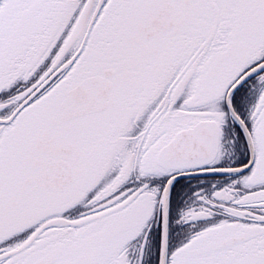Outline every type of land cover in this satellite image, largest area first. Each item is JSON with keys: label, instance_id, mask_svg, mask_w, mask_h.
I'll list each match as a JSON object with an SVG mask.
<instances>
[{"label": "flooded vegetation", "instance_id": "af4514ba", "mask_svg": "<svg viewBox=\"0 0 264 264\" xmlns=\"http://www.w3.org/2000/svg\"><path fill=\"white\" fill-rule=\"evenodd\" d=\"M20 1L0 0V39L9 35L0 41V258L44 229L27 248L0 259V264H35L49 254L47 264H151L158 227L149 158L152 142L167 135L173 140L208 120L200 117L208 114L197 110L201 102L197 92L192 93L194 88L204 86L209 98H215L260 64L264 0H227L236 8L226 3L214 10L213 0H153L143 8L144 18L132 22L130 0H97L93 12V0H38L35 24L45 17V6L54 22L66 10L65 29L79 27L82 38L74 47L78 34L73 31L67 36V49L56 54L62 37L51 42L48 29L44 34L38 24L34 34L45 38L35 42L38 48L32 53V60L41 58L33 70L38 72L35 80L24 76L21 48L28 15ZM138 2H133L134 10ZM119 29L124 31L118 39ZM106 33L114 39L108 58ZM97 46H103V52ZM181 58L188 59L180 62ZM93 77H107L112 83L108 106L66 116L64 101ZM243 84L231 98L236 110L245 105L249 92H264V71ZM260 103L264 104V93ZM172 114L196 118L192 126L174 132L180 118ZM201 162L166 168L193 171ZM200 202L210 207L209 202ZM192 213L175 224L193 229L177 232L182 246L169 254L168 264H210L205 256L210 249L200 237L211 232L212 227L203 228L216 213ZM172 235L173 228L171 242ZM224 242L214 249L222 250L218 247Z\"/></svg>", "mask_w": 264, "mask_h": 264}, {"label": "rangeland", "instance_id": "374dc122", "mask_svg": "<svg viewBox=\"0 0 264 264\" xmlns=\"http://www.w3.org/2000/svg\"><path fill=\"white\" fill-rule=\"evenodd\" d=\"M86 1V0H85ZM94 4L91 7L90 11H95L97 0H93ZM139 1L137 3V9L134 10L133 2ZM153 0H130L128 3L127 9L130 10V18L129 20L132 21H140L145 16V10L143 9L148 3H152ZM220 3H217L213 0V10L216 8L215 6L219 5V8H224V4L230 5L232 8H236L234 4H230L227 0H218ZM23 2V3H22ZM20 5L23 4L24 12L28 11V16L26 17V22L24 24L25 31L22 37L25 38L24 45L21 49L24 48L22 52V56L25 58V74L24 76L32 77V80H35V76L38 74L33 71L40 63L41 58L36 57V59L32 60V53L36 52L38 46L35 42L42 43L43 40L40 37L44 35H36L34 34L35 27L38 24L41 25L43 29V33H46V29L48 32L46 33V37L51 38L55 42L54 37L61 36V41H58L56 45L57 52L56 54L61 53L63 49H67V45L65 42L67 41V36H69L73 31L76 30V34L80 30L78 28H74L71 26L70 28L65 29V24L67 23V19L63 17L66 10L61 12L57 16L56 22L53 21L52 14L49 13L45 15L44 18H40L37 24L32 22V19L35 18L36 10L40 9L39 7L35 8L38 4V0H21ZM84 5V4H83ZM221 10V9H220ZM64 13V14H63ZM51 14V15H50ZM97 14V13H96ZM223 12L220 13V21H222ZM79 12L77 11L74 15L73 22L78 18ZM33 24V26L30 25ZM52 27V28H51ZM52 30V31H51ZM120 30V29H119ZM115 32V30L113 29ZM124 30H120L118 33L119 35ZM174 35V34H172ZM9 35H4L0 41H6ZM45 38V37H43ZM80 33L74 38V47H78L80 43ZM105 40V51L104 56L106 58L111 56V48L113 46L114 39L112 35L106 33V36L103 37ZM180 39V38H177ZM79 42V43H78ZM16 45V40L10 46L13 48ZM51 48H53L54 43H51ZM100 45V44H99ZM102 45V44H101ZM101 52H103V46H97ZM41 53V52H40ZM104 57V58H105ZM188 58H181L180 62H185ZM32 60V61H31ZM206 61L202 58V62ZM32 62V63H31ZM264 62V57H261L260 63ZM202 68V67H201ZM252 78V77H251ZM252 81V80H251ZM250 81V84L252 83ZM244 85V84H243ZM197 92V98L200 99L201 106L199 107L200 112L206 113L208 115H201L200 117H205L211 121H204V122H214L215 126V134H214V141L217 148V155L213 158L209 163H206L202 166V169L205 170H215V169H233L239 168L242 165L243 158L237 154V152L243 147V138L241 136V131L239 128L240 126L232 117L230 111L228 110L227 104L225 103L227 93L219 92L215 95V98L212 96L209 98V92L205 90V87L199 86L198 88H194L192 93ZM212 93V92H211ZM264 93V92H263ZM261 92H249L246 94L248 96V100L245 103L242 109H239L241 114L246 116L249 126L253 132V137L256 144L257 149V159L258 162L259 152L264 154V104L260 103V98L262 96ZM50 95V94H49ZM237 95L241 96L240 92H237ZM239 101V98L236 97ZM159 101V99H156ZM215 101L216 104L213 102ZM232 103V101H231ZM160 104L163 105L161 102ZM233 106V105H232ZM234 108V107H233ZM236 111V109L234 108ZM175 111V110H173ZM237 113V111H236ZM239 115V113H237ZM171 115V114H170ZM192 116V115H190ZM172 117L180 118L175 124V128L172 129L174 132H179L187 127L192 126L193 118L196 117H189V115H179V114H172ZM234 120V121H233ZM172 123V121L170 122ZM172 127V125H171ZM186 131V130H184ZM181 131V132H184ZM173 133V132H172ZM244 136V135H243ZM173 137L168 136L163 137L160 140H155L152 142V152L149 156L152 166V175L153 179L156 175L157 182L153 184L156 188V196H157V203L155 207V217L158 219V227L162 230L160 244L162 249V239H163V194L164 189L162 190L163 185L159 184V180L167 179L170 176H173L178 173H185L184 170L181 172L170 168H158L156 164V157L159 154V150L167 145ZM149 155V154H148ZM148 158V156H147ZM182 180V179H181ZM191 182L187 184L178 183L177 185L180 187L172 189L171 197H175L176 195L179 196L178 200L182 201L183 208L187 206L191 207L188 210H184L180 213V217L186 215V217H190L193 213L197 211H204L210 214L211 212L216 213V215H211V220L206 222V225L203 229L212 227L211 232L205 235H202L200 238L205 240L204 245L210 249L209 254H205V256L210 257V264H264V166L262 162V166L255 167L251 172L238 175L233 177L228 176H218V177H206V178H192L188 179ZM188 187L191 188L192 194L183 193L185 189ZM176 192L178 194H176ZM184 194V197H183ZM162 196V200L160 197ZM172 198L170 204V220L169 226L173 228V235H172V242H171V230H170V242L172 247L169 249V254H175L178 247H181V243L176 238V234L179 231H183L184 233H189L193 228L185 224L181 228L176 227V222L171 219V205H172ZM176 198V197H175ZM263 199L258 202H248L243 203L246 201H250V199ZM207 201L208 206H204L203 202ZM228 207V208H227ZM229 210L232 212V215L229 214ZM187 213V214H186ZM219 213L225 215L222 217ZM236 215H241V218L238 219ZM156 219V220H157ZM154 221L153 224H156L157 221ZM197 224V223H195ZM173 225V226H172ZM155 226V225H154ZM176 230V231H175ZM254 230V231H253ZM157 232V229H156ZM238 234V235H237ZM246 234H248L246 236ZM243 237V241L238 242L237 244L227 247L222 250H215L214 248L217 247L219 244L228 240L232 237ZM246 236V237H244ZM186 234L184 235V238ZM170 244V245H171ZM139 251V250H138ZM0 252H2V248H0ZM161 252V251H160ZM172 255V254H171ZM161 256V254H160ZM176 256H173L175 260ZM161 261V258H160ZM169 262V260H168ZM170 264L171 261H170Z\"/></svg>", "mask_w": 264, "mask_h": 264}, {"label": "water", "instance_id": "95a60500", "mask_svg": "<svg viewBox=\"0 0 264 264\" xmlns=\"http://www.w3.org/2000/svg\"><path fill=\"white\" fill-rule=\"evenodd\" d=\"M96 16H94L89 30L86 34L84 40L85 45L92 27L94 25ZM82 46V48H83ZM264 70V62L251 69L248 73L242 76L234 86L229 90L226 97V104L228 110L230 111L234 120L240 126L248 147L250 151L249 163L243 167L233 168V169H215V170H199L193 172H187L175 175L171 177L167 184L165 185L163 194V239H162V249H161V261L160 264H168L169 257V238H170V204H171V193L173 186L176 181L181 179H192V178H204V177H218V176H237L247 173L253 167L256 161V150L251 132L249 131L247 125L238 116L234 110L231 98L234 92L248 79L255 76L259 72ZM112 83L107 80V77H93L83 81L74 91L70 93V96L64 101L63 110L66 116L75 117L82 113H92L104 111V106L107 107V96ZM104 102V106L99 108H94L90 104L97 103L100 104ZM83 105V106H82ZM214 122H201L190 130L180 132L175 139H173L168 145L163 147L157 156V165L162 168H166L168 165L174 163H191L194 161L207 162L211 160L217 150L214 141L215 134ZM44 228L39 230L35 236L22 248L11 253L3 258L10 257L22 250L27 248L43 231ZM243 237H232L225 241L218 249H223L231 247L240 241H243ZM51 258V255H46L44 258L39 260L35 264H47L46 262Z\"/></svg>", "mask_w": 264, "mask_h": 264}, {"label": "trees", "instance_id": "16d2710c", "mask_svg": "<svg viewBox=\"0 0 264 264\" xmlns=\"http://www.w3.org/2000/svg\"><path fill=\"white\" fill-rule=\"evenodd\" d=\"M44 12H46V15L48 14V6H45L43 9H42V13H44ZM36 20V17L34 18V19H32V22L33 21H35ZM237 97L238 98H240V95H237ZM234 100H236L235 99V97H234ZM242 107V106H241ZM240 106L237 108V110L236 111H238L239 112V116L242 118V120L247 124V126H248V128L250 129V126H249V123H248V121H247V118L246 117H244L242 114H241V112H240V110L239 109H242ZM243 116V117H242ZM234 121V120H233ZM240 129V128H239ZM241 130V129H240ZM251 130V129H250ZM241 136H242V138H243V140H242V142H243V147L237 152V154H239L242 158H243V160H242V165L241 166H244V165H246V164H248V162H249V160H250V151H249V148H248V146H247V142H246V140H245V138H244V136H243V132L241 131ZM261 153V152H260ZM259 153V154H260ZM262 162H263V166H264V155H262V154H260L259 155V158H258V162L256 161V163H255V165H254V167H253V169L255 168V167H257V166H259V167H261L262 166ZM241 166H239V167H241ZM252 169V170H253ZM176 172H178V171H176ZM180 172V171H179ZM172 176H170V177H168L167 179H164V181L162 182V185H163V187H162V190L164 189V187H165V185H166V183H167V181L171 178ZM230 177H233L234 178V176H230ZM229 178V177H228ZM152 180H153V184H155L156 182H157V177H156V175L154 176V179H153V175H152ZM189 182H191L190 180H188V179H184V180H179V181H177L176 182V184H175V188H178V187H180V185L178 186L177 184L178 183H183V184H187V183H189ZM183 193H186V194H192V192H191V188L190 187H188L187 189H185L184 190V192ZM176 194H178L177 192H176ZM176 197V198H175ZM173 196V198H172V205H171V219L172 220H174V221H176V220H178V218H179V216H180V213H181V211H182V208L184 207V206H182V201H179L178 200V198H179V196L178 195H176V196ZM183 197H184V194H183ZM160 199L162 200V196L160 197ZM261 200H263V199H256V198H252V199H250V201H247L246 203H248V202H258V201H261ZM184 210H188L189 209V206H187L186 208H183ZM161 232H162V230L161 229H159V227H157V232H155L154 233V238H155V243H154V245H153V255H152V262H151V264H160V254H161V244H160V238H161Z\"/></svg>", "mask_w": 264, "mask_h": 264}, {"label": "bare ground", "instance_id": "6f19581e", "mask_svg": "<svg viewBox=\"0 0 264 264\" xmlns=\"http://www.w3.org/2000/svg\"><path fill=\"white\" fill-rule=\"evenodd\" d=\"M104 104H105L104 102H101L100 104H98V106H97L96 108H99L100 106L102 107V106H104ZM105 106H106V105H105ZM105 106H104V108H106ZM107 106H108V103H107ZM217 153H218V151L216 150V152H215V154H214V156H213L214 158L216 157ZM194 162H195V161H194ZM191 163H193V162H191ZM191 165H193V164H191ZM166 184H167V183H166ZM170 230H171V229H170Z\"/></svg>", "mask_w": 264, "mask_h": 264}]
</instances>
